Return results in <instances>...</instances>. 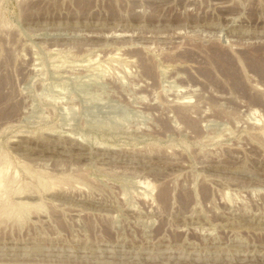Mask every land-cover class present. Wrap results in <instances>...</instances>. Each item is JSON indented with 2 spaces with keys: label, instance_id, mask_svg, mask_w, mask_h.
Wrapping results in <instances>:
<instances>
[{
  "label": "rangeland",
  "instance_id": "1",
  "mask_svg": "<svg viewBox=\"0 0 264 264\" xmlns=\"http://www.w3.org/2000/svg\"><path fill=\"white\" fill-rule=\"evenodd\" d=\"M0 96V264H264V0H0Z\"/></svg>",
  "mask_w": 264,
  "mask_h": 264
},
{
  "label": "bare ground",
  "instance_id": "2",
  "mask_svg": "<svg viewBox=\"0 0 264 264\" xmlns=\"http://www.w3.org/2000/svg\"><path fill=\"white\" fill-rule=\"evenodd\" d=\"M84 1V0H83ZM86 2V1H85ZM85 5V4H84ZM227 58V57H226ZM263 59V58H262ZM261 59V60H262ZM263 61V60H262ZM219 62H220V60H219ZM221 62H222V60H221ZM262 64V63H261ZM220 65V64H219ZM263 65V64H262ZM255 68V67H254ZM225 69V68H224ZM231 72V71H230ZM235 72V71H234ZM226 74H227V72H226ZM231 76H233V75H231ZM8 77V76H7ZM229 78V77H228ZM235 79H236V77H234ZM233 78V79H234ZM242 78V77H241ZM231 79V78H230ZM233 79H231L232 81H233ZM231 80H230V83L228 82V84H232V82H231ZM237 80V79H236ZM11 82V81H10ZM10 82H8V83H10ZM234 82V81H233ZM11 84V83H10ZM234 84L235 83H233V86H234ZM236 85H237V83L235 84V87H236ZM241 87V86H240ZM1 97V96H0ZM4 98V97H3ZM1 99V98H0ZM7 99L8 100H5V101H8V102H10L11 100H12V94L10 93V95L7 97ZM259 99V98H258ZM1 101V100H0ZM7 103V102H6ZM11 107V106H10ZM14 108H12L13 110H12V113H14L15 111H17V106H13ZM11 114V113H10ZM3 170H1V172H2ZM1 175V174H0ZM5 177H0V184L1 183H3L2 182V179H4ZM5 182V181H4ZM1 186V185H0ZM1 188V187H0ZM2 189H3V187H2ZM1 190V189H0ZM169 193V192H168ZM168 194H167V190L164 188L163 190H162V192H161V194L159 195V201H160V203H161V205L163 206V207H166L167 206V204H168V202H169V197L167 196ZM1 208V207H0ZM3 208V207H2Z\"/></svg>",
  "mask_w": 264,
  "mask_h": 264
}]
</instances>
